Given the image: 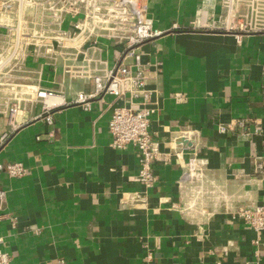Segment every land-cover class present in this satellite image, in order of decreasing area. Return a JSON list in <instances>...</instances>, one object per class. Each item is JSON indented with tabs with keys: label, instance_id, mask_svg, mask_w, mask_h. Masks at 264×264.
<instances>
[{
	"label": "crops",
	"instance_id": "1",
	"mask_svg": "<svg viewBox=\"0 0 264 264\" xmlns=\"http://www.w3.org/2000/svg\"><path fill=\"white\" fill-rule=\"evenodd\" d=\"M147 5L164 30L141 47L147 85L158 91L152 128L164 140L161 150L174 154L154 162L157 180L145 189L136 179L139 151L110 145L109 120L124 99L108 96L91 108L64 103L52 124L33 119L39 102L19 110L17 121L27 122L0 147L1 162L27 168L19 177L0 170V248L9 264H264V230L258 239L235 213L264 204V170L256 171L264 135L254 133L256 119L264 126V31L221 29V0ZM98 46L95 62L81 55L73 64H114L120 46L105 38ZM27 63L41 84L62 87L68 102L92 86L71 81L64 62L56 73L42 58ZM6 121L0 114V130ZM182 131L206 161L202 182L188 175L186 141L169 143ZM176 145L185 149L178 156Z\"/></svg>",
	"mask_w": 264,
	"mask_h": 264
},
{
	"label": "built area",
	"instance_id": "2",
	"mask_svg": "<svg viewBox=\"0 0 264 264\" xmlns=\"http://www.w3.org/2000/svg\"><path fill=\"white\" fill-rule=\"evenodd\" d=\"M221 3L224 9L221 29L238 34L264 31V0H221ZM147 12V0H0V114H4L8 125L0 130V147L27 122L17 121L19 110L30 108L36 102L41 104L42 111L33 119L52 124L55 112L64 103L91 108L94 100L106 102L108 96L124 99L113 107L109 120L110 145L116 149L131 145L139 151L136 179L145 189L151 187L157 180L154 162L168 159L174 153L161 150L164 140L152 128V117L157 110L154 96L158 91L147 85L148 65L143 61L141 47L164 30L154 25ZM101 38L120 46L116 62L102 67L95 64L88 69L75 66L73 61L81 55L86 62L97 60L95 54L101 51L98 46ZM29 56L42 58L55 73L64 62L71 81L91 82L92 86L75 90L68 102L62 87L40 83V75L35 77V70L27 63ZM101 62L105 63L103 59ZM175 95L181 98L180 92ZM244 121L238 119L235 125H244ZM233 124L220 128L226 130ZM189 133H177L169 143L186 135L192 138ZM254 133L264 135V126L257 119ZM49 135H53L52 131ZM177 147L173 150L178 156L185 149L176 151ZM186 150H189L188 175L202 182L206 161L195 145ZM256 167V171L264 170V155ZM0 170L19 177L26 174L27 168L21 161H0ZM5 196L6 191L0 187V202ZM235 213L257 232L259 239L264 230V204L240 205ZM10 261L9 252L0 248V264ZM65 263L64 258L57 259V264Z\"/></svg>",
	"mask_w": 264,
	"mask_h": 264
},
{
	"label": "water",
	"instance_id": "3",
	"mask_svg": "<svg viewBox=\"0 0 264 264\" xmlns=\"http://www.w3.org/2000/svg\"><path fill=\"white\" fill-rule=\"evenodd\" d=\"M190 139H191L190 135H186V136L179 138L178 143H181L182 141H186V144H185L186 146H184V148L189 149L192 144ZM179 147L180 146H178L175 150L179 151L180 150Z\"/></svg>",
	"mask_w": 264,
	"mask_h": 264
},
{
	"label": "bare ground",
	"instance_id": "4",
	"mask_svg": "<svg viewBox=\"0 0 264 264\" xmlns=\"http://www.w3.org/2000/svg\"><path fill=\"white\" fill-rule=\"evenodd\" d=\"M128 1H130V0H128Z\"/></svg>",
	"mask_w": 264,
	"mask_h": 264
}]
</instances>
